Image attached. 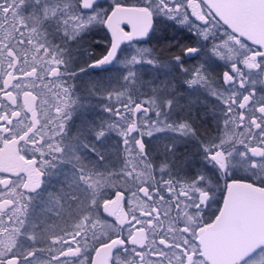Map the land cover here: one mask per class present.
<instances>
[{"label": "snow or ice", "instance_id": "1", "mask_svg": "<svg viewBox=\"0 0 264 264\" xmlns=\"http://www.w3.org/2000/svg\"><path fill=\"white\" fill-rule=\"evenodd\" d=\"M0 264H264V0H0Z\"/></svg>", "mask_w": 264, "mask_h": 264}, {"label": "trees", "instance_id": "2", "mask_svg": "<svg viewBox=\"0 0 264 264\" xmlns=\"http://www.w3.org/2000/svg\"><path fill=\"white\" fill-rule=\"evenodd\" d=\"M167 33H168V35H172V34H174V30H173L171 27H169L168 30H167ZM157 35L160 36V35H163V33H162V32H158ZM107 42H108V37H107V33H106V31H101V32H99L98 34L89 37V44H92V45H99V47H96L95 49H91V48H90L89 50H90V51L95 50L97 53H99V51L101 50V48H103V46H104ZM166 43H168V41H162L160 44H158L156 40H152L150 44L145 45V46H146V47L155 46V47H158V48H159V47L162 46V44H166ZM189 63H192V62L190 61ZM147 78H148V77H146V79H147ZM86 79L88 80L89 77H86ZM181 103H184V101H181ZM197 107L200 108L201 111L204 110V109L201 108L199 105H197ZM146 139H147V137H146ZM183 151H184V149L181 148V149H180V152H183Z\"/></svg>", "mask_w": 264, "mask_h": 264}, {"label": "flooded vegetation", "instance_id": "3", "mask_svg": "<svg viewBox=\"0 0 264 264\" xmlns=\"http://www.w3.org/2000/svg\"><path fill=\"white\" fill-rule=\"evenodd\" d=\"M111 1H107V0H102V5L104 7H107V4L110 3ZM125 3L127 4H131L133 3L131 0H124ZM125 31H129V26H125ZM101 32V31H100ZM107 33V32H106ZM107 37H108V42L110 41L109 40V34L107 33ZM83 66V64L81 65ZM84 80H87L86 77H84ZM128 195H131L130 193Z\"/></svg>", "mask_w": 264, "mask_h": 264}, {"label": "rangeland", "instance_id": "4", "mask_svg": "<svg viewBox=\"0 0 264 264\" xmlns=\"http://www.w3.org/2000/svg\"><path fill=\"white\" fill-rule=\"evenodd\" d=\"M107 1H111V0H107ZM131 1H132V2H134V0H131ZM219 71H221V72H222V71H223V69L221 68V69H219Z\"/></svg>", "mask_w": 264, "mask_h": 264}, {"label": "water", "instance_id": "5", "mask_svg": "<svg viewBox=\"0 0 264 264\" xmlns=\"http://www.w3.org/2000/svg\"><path fill=\"white\" fill-rule=\"evenodd\" d=\"M129 31H131V27L129 26ZM110 35V34H109Z\"/></svg>", "mask_w": 264, "mask_h": 264}]
</instances>
